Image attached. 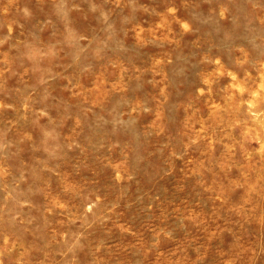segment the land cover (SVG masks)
<instances>
[{
    "label": "rangeland",
    "instance_id": "1",
    "mask_svg": "<svg viewBox=\"0 0 264 264\" xmlns=\"http://www.w3.org/2000/svg\"><path fill=\"white\" fill-rule=\"evenodd\" d=\"M0 264H264V0H0Z\"/></svg>",
    "mask_w": 264,
    "mask_h": 264
}]
</instances>
